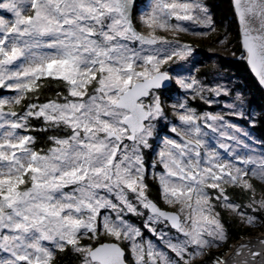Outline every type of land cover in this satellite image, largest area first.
Wrapping results in <instances>:
<instances>
[{
    "label": "snow or ice",
    "instance_id": "6c2138e0",
    "mask_svg": "<svg viewBox=\"0 0 264 264\" xmlns=\"http://www.w3.org/2000/svg\"><path fill=\"white\" fill-rule=\"evenodd\" d=\"M134 4L135 0H0V88L15 92L0 97V264H54L55 252L66 249L79 264H126L125 243L134 264H188L185 256L191 258L227 239L211 199L236 212L242 222L256 221L230 201L222 183L251 191L246 207L264 210V198L257 200L253 185L244 179L250 171L264 180V154L249 149L248 133L225 115L197 114L186 100L172 106L183 131L175 126L171 131L180 139H165L152 164L153 169L157 163L164 169L153 173L161 198L179 205V211H162L149 199L143 150L151 147L154 122L164 116L159 90L175 79L209 104L213 101L205 92L218 97L229 91L162 70L170 62L186 60L193 49L157 35V30L188 32L185 21L214 30L203 0H151L140 16L146 34L134 25ZM233 6L244 59L264 87V0H233ZM44 80L57 82L65 92L57 91L41 103ZM236 98L240 100V94ZM22 102L23 111L12 109ZM227 107L231 115L243 116L235 105ZM32 119L43 121L41 131L68 134L49 136L52 146L36 150L35 137L26 134L34 130ZM209 189L219 195L210 197ZM139 208L150 210L145 227L154 235L151 225L163 220L183 236L167 239L176 260L150 240L143 241L141 229L124 219L125 214L142 215ZM101 233L111 242H99ZM83 238L96 243H81ZM256 245L260 251L252 252ZM244 251L252 257L264 255V237L236 245L215 264H250L242 258Z\"/></svg>",
    "mask_w": 264,
    "mask_h": 264
},
{
    "label": "rangeland",
    "instance_id": "374dc122",
    "mask_svg": "<svg viewBox=\"0 0 264 264\" xmlns=\"http://www.w3.org/2000/svg\"><path fill=\"white\" fill-rule=\"evenodd\" d=\"M188 2H191V0H188ZM150 3H151V0H149V3L147 6L141 8V12L137 16V19L139 22H140L141 14L143 12L149 10ZM203 3H205L207 5V7L209 8V13L212 17L214 30L212 28H205L203 26L193 24L190 21L183 22L185 26L190 27V31H188V32L173 33L171 30H167V31L157 30V33H156L157 35L165 36L168 39H178L182 44L190 45L193 49L192 54L186 60L179 61L175 64L170 62L169 65H163L162 70L167 69L168 71H170L174 75V77H177V76L185 77V78L195 77L206 88H214L218 85L223 86L224 88L228 89L229 94L228 95H220L217 97L213 93L205 92L204 95L213 101L211 104H209V103H207V104L217 105V108H215V109L207 108V109H204L203 111L197 112L195 108H193L189 105L188 99L186 97L187 95L191 96V95H196V94L193 91H188V90L181 88L177 84L181 89L187 91V95H185V94L182 95V97L180 99H177V100H179L177 102L176 101L168 102L165 99L164 100L162 99V103L164 104L165 108L166 107L168 108V110L170 111V114L168 115L167 110L163 107L164 108V116L157 119L154 123L157 126L158 123H161L162 121L168 120L170 130L172 129L173 126H175V127H177L178 131H183V126L180 124L179 120L177 119L176 110H174L172 106L178 105L180 102H184L186 100L188 108L195 109L197 114L212 113V114L225 115L226 119L230 123L235 124L237 127L242 129L244 132L248 133V137H247V139H245V144H247L248 148L254 149L255 154H257V155L264 154L262 151L261 140L256 135H254V133L251 132L247 127L240 124V122L238 123V122L234 121L235 119H233L232 117L239 118L241 116L231 115L230 113L232 110L230 108H228L227 105H235L236 110L243 113L242 117L247 116V114L256 115V114H259L261 112H262L261 114H264V111H263L264 109L259 110L258 108H254V107L249 108L247 106V95H246V93L241 88L236 87L237 78H234V77H232V75H228V74H226L225 71L221 70L217 60L214 61L213 67L210 71V74L208 75V78H206L204 76H199L198 73L195 72V70L193 69V67L191 65L192 60H194L196 58L195 47H197L198 44H204V42H211L213 40V38H216V45H210V46L208 45V47L210 48V50L212 51L213 54H215V53H218V54L231 53V55H236V57H238L240 59H243L244 55H245V50L243 48L241 49L240 52H237L234 49L235 48V42H238V41L240 42V39L237 41L232 39L233 35L231 34L230 30H231V25H232L231 21L234 20L233 16L230 15V17L228 19L224 20L223 23L221 24V21L216 19L215 14L212 10V7L209 5L210 3L207 2V0H203ZM3 14H4V12H0V15H3ZM6 18L11 19V17L7 16V15H6ZM236 21H237V19H236ZM173 22H175V21H173ZM141 30L145 34L148 31L147 27L143 24H141ZM195 33H206V34L198 35ZM185 37L191 38L192 42L191 43L186 42L184 40ZM217 50L219 52H216ZM158 94H161V93L158 92ZM237 94H240V96H241L240 100H237V98H236ZM13 95H15V92L9 93L3 97H11ZM156 129H157V127L155 128V133H154L155 141L152 142L153 138H154V136H153L149 140L151 147L148 148L149 150H151L153 152V154L155 156V161H157L159 159L158 152L163 147L165 139H176V140L180 139V137L176 133H173V132H171V133L170 132L169 133L168 132L167 133H165V132L156 133ZM26 134H28V133H26ZM209 135L212 136L213 134L209 133ZM240 138L244 139L243 136H241ZM213 143H214V141H213ZM246 151H247V149L243 150L241 152V155H244ZM146 153H147V149L146 150L144 149L143 150V156ZM144 160H145V156H144ZM152 164H153V162H152ZM152 164H151V167L149 169L147 166H145L146 170L147 171L149 170L152 175H154L153 173H161L164 171L162 165L160 167H155V169H153ZM158 164L159 163H157L156 166H158ZM249 167H251V166H249ZM156 178L158 179V177H156ZM244 179L248 180V182L253 185V188L255 190L254 195H255V198L257 200L264 198V180H260L257 176H253L250 171H249L248 175H246L244 177ZM211 182H212L211 180L207 181V183H211ZM242 182L243 181H241L240 183H242ZM221 186L224 188L230 187V186H232V187L234 186L235 188H238L239 192L235 196L237 198L236 200H232L231 196L228 193H226L228 197L230 196L229 197L230 201L234 204L241 205L242 210L247 215H251V216L256 217V221L254 224L250 225L248 223L242 222L240 216H238L236 214V212L228 209L226 206H223L222 203L219 201L220 205L223 208H225L226 210H228V213L230 216H233V217L236 216L240 220V222L245 223L246 226L250 227V229H251L250 235H244L241 238L252 237V236L260 235V234L264 233V216L263 215L259 216L256 213L257 211L254 212L251 208L246 207L251 202L250 197L253 195V193L251 191L244 190L242 187L239 186V184L238 185H232L229 182H225V183H222ZM241 191L248 193V196L244 197V195ZM242 196L244 198H242ZM240 198L243 199L242 203L239 201ZM129 199H133V197L130 195ZM133 202H135V201L133 200ZM164 203L167 205V207L172 208V209L176 208V210L179 211V205H169L165 201H164ZM210 203L215 205L214 211L219 213V211L216 207V202L211 199ZM139 211H141L143 214L142 215H136V216L143 219L144 228H146L148 230L147 233H145L144 228H142L141 226L135 224L130 219H128L127 216L129 214H125L124 219H126L134 227H138L141 229L143 241H149L150 240L152 242V244L156 247L157 250L164 251L166 256L169 259L176 260L177 257L175 256V254L172 253L171 250L169 248H167V246H166L167 239L168 238H175L177 236H179L180 239H183V236L180 233H178L176 229L172 228L168 222H165L163 220H161L159 223H153L151 225V227L156 229V235H154L151 231H149V229L147 227H145V224H146V221L148 219V216L150 215V212L147 209H143V208H139ZM103 214L104 213H102V215ZM114 218L115 217L113 216V219ZM219 220L224 227V231H225V235H226L227 239L222 241V242H219L218 246L208 247V248L204 249L202 252H200V254L192 256L191 258H189L188 256H185V260H188V262H194L196 260H201V259L205 258L206 254H208L212 250L224 252V250H226L228 247H230L229 250H231V248L233 247V244L235 242H232V239L230 238L229 232L227 231L225 224L220 219V216H219ZM161 233L167 234L164 240H161L158 238L159 234H161ZM100 235H104V234L101 233ZM108 238H109L108 240H111L110 237H108ZM85 239H87V238L81 239V243H84ZM240 239H238V240H240ZM90 242L92 243V241H89V243ZM172 242L176 243L178 241L176 239H172ZM229 243H232L231 246ZM229 250H227V251H229ZM193 251H195L194 248H189V252H193ZM227 251H226V253H227ZM218 254L221 255L220 253H218ZM55 255H56V252H55ZM131 256H132V254H131ZM132 261L134 262L133 256H132ZM182 262L183 261H181L180 264H183ZM213 264H215V263H213Z\"/></svg>",
    "mask_w": 264,
    "mask_h": 264
},
{
    "label": "trees",
    "instance_id": "16d2710c",
    "mask_svg": "<svg viewBox=\"0 0 264 264\" xmlns=\"http://www.w3.org/2000/svg\"><path fill=\"white\" fill-rule=\"evenodd\" d=\"M209 2L210 6L212 7V10L215 14L216 19L221 21V24L224 20L228 19L231 16H233V19L231 21V34L233 35L234 40L240 39L239 34V25L236 21V15L233 10L232 0H207ZM149 3V0H136L134 10H133V17L136 26L141 30V23L138 21L137 16L141 12V8L147 6ZM142 31V30H141ZM186 42H192V39L189 37H185L184 39ZM208 45H216V38H213L211 42H204V44H198L197 47H195L196 51V58L192 60L191 65L196 73H198L199 76H204L208 78V75L210 74V71L213 67L214 61L217 60L219 67L221 70L225 71L226 74L232 75V77L237 78L236 87L241 88L247 95V106L258 108L259 110L264 109V90L259 85L256 78L253 76L252 72L250 71L248 64L245 59H240L236 57V55H231V53L226 54H213ZM237 52H240L242 49L241 41L235 42V48ZM210 51V52H209ZM216 52H219L218 50ZM224 72V73H225ZM43 87L41 89L40 93V102H44L49 98H54L57 91L64 93L65 89L62 85H58L57 82L51 81V80H44L42 81ZM191 91V90H188ZM161 99H165L168 102H174L179 101L177 99H180L182 95H187V91L181 89L175 81L172 83L171 86L159 90ZM9 93H13V91H10L8 89L0 88V97H3ZM188 103L191 107L195 108L197 112L203 111L204 109L210 108L215 109L217 108V105H209L204 100L200 99L198 95H187ZM167 106V105H166ZM12 109L17 112H21L24 110V103L22 102L20 105L13 104ZM165 108V106H164ZM167 110V114H170V111L168 108H165ZM5 110L7 111V106L5 107ZM264 111V110H263ZM262 113V112H261ZM247 114V116L244 117H232L235 119L234 121L240 122L243 126L247 127L251 132L254 133L260 140H261V146L262 151L264 153V114ZM166 119V118H165ZM32 127L33 131L29 132L28 134L35 137V149H47L51 147V143L48 140L49 136H65L68 133L66 131H41L40 129L44 126L42 120L32 119L29 122ZM156 133H171L172 131L169 128L168 120L162 121L161 123L157 124ZM155 141V136L153 138V141ZM146 150V149H145ZM145 156V166L148 167V169L151 167V164L153 161H155V156L153 152L149 149H147V153L144 154ZM161 165L158 164L156 167H160ZM145 183L148 185V197L153 198L156 200L162 207H167V205L164 203L163 199L161 198V192H160V186L158 183V179L154 177V175L151 174V172L148 170L145 175ZM26 187V185H21V188ZM226 193H228L231 196L232 200H236L235 197L237 193L239 192L238 188H235L234 186L225 187ZM210 197H215L219 195V192L217 190L209 189ZM244 195V197L248 196V193H245L241 191ZM229 196V197H230ZM242 196V198H244ZM240 198V202H243V199ZM216 202V207L219 211V216L222 222L225 224L227 231L229 232L230 238L232 239V242H236L238 239H240L244 235H250L251 229L250 227L246 226L245 223L240 222V220L236 216H230L228 213V210L223 208L220 205V202L212 199ZM172 209V208H170ZM176 210V208H175ZM178 211V210H177ZM105 210H102V213H104ZM259 216H264V210L257 211L256 212ZM128 219H130L135 224L141 226L144 228L143 219L139 218L138 216L134 214H129ZM145 233L148 232L146 228H144ZM109 238L105 235H100L99 242H103L105 240H108ZM90 240L85 239L84 243H89ZM91 243V242H90ZM92 243H96V241H92ZM230 246L232 243H229ZM123 246L126 249V258L129 261L130 264H134L132 261L131 252L128 250V245L125 243ZM230 247H228L224 252H219L216 250L210 251L208 254H206L205 258L201 260H196L194 262H188V264H213V259L216 256H223L225 255L226 251L229 250ZM220 253L221 255H219ZM184 264V262H182ZM54 264H79V260L74 256V254L70 251V249H66L64 252L56 251V255H54Z\"/></svg>",
    "mask_w": 264,
    "mask_h": 264
},
{
    "label": "water",
    "instance_id": "95a60500",
    "mask_svg": "<svg viewBox=\"0 0 264 264\" xmlns=\"http://www.w3.org/2000/svg\"><path fill=\"white\" fill-rule=\"evenodd\" d=\"M135 3H136V0H135ZM232 5H233V0H232ZM134 6H135V4H134ZM134 6H133L132 9H131V15H132V18H133V22H134V25H135L136 29H137L138 31L142 32V31L136 26L135 21H134V17H133ZM233 10H234V6H233ZM234 13H235V11H234ZM235 15H236V13H235ZM236 18H237V23H238V25H239L240 41H241V45H242V39H243V38H242V33H241V26H240V23H239V20H238L237 15H236ZM142 33H143V32H142ZM242 48H243V46H242ZM243 59H244V58H243ZM245 60H246V59H245ZM248 67H249V65H248ZM249 69H250V67H249ZM250 71H251V70H250ZM251 72H252V71H251ZM252 74H253V76L256 78V80L258 81V77H256V76L254 75L253 72H252ZM170 75H172L171 72H170ZM172 83H173V80L166 82V87H164L163 89H165V88L171 86ZM258 83H259V82H258ZM259 85H260V84H259ZM260 86H261V85H260ZM261 87H262V86H261ZM262 89L264 90V87H262ZM148 102H149V101H147V102H145V103H148ZM162 107H163V105H162ZM149 199L152 200L153 202H155V203L157 204V206H158L162 211H166V212H178V211L175 210V209H170V208L162 207V206H161L156 200H154L153 198H149ZM148 211L150 212V210H148ZM168 223H169V225H170V222H168ZM170 226H171V225H170ZM258 237H264V233H262V234H260V235H255V236H252V237H244V238H241L240 240H237V241L233 244V247L231 248V250L227 251V253L224 255V257L229 256V254L233 252V250H234V248H235L236 245H238V244H240V243H242V242H244V241H246V240H255V239L258 238ZM103 242H111V240H105V241H103ZM122 246H123V245H122ZM123 247H124V246H123ZM124 248H125V247H124ZM257 251H260V246H259V245H256L255 247L252 248V252H257ZM125 252H126V249H125ZM242 258L249 259L250 264H252L253 261H254V264H261V262L264 261V255H257V256H255V257H252V256H250V255L248 254L247 251H244V252L242 253ZM125 259H126V264H130V263L128 262V260H127L126 257H125Z\"/></svg>",
    "mask_w": 264,
    "mask_h": 264
},
{
    "label": "built area",
    "instance_id": "2783aa9c",
    "mask_svg": "<svg viewBox=\"0 0 264 264\" xmlns=\"http://www.w3.org/2000/svg\"><path fill=\"white\" fill-rule=\"evenodd\" d=\"M218 257H222V256H216V257H214L213 263H215V261L217 260Z\"/></svg>",
    "mask_w": 264,
    "mask_h": 264
},
{
    "label": "flooded vegetation",
    "instance_id": "af4514ba",
    "mask_svg": "<svg viewBox=\"0 0 264 264\" xmlns=\"http://www.w3.org/2000/svg\"><path fill=\"white\" fill-rule=\"evenodd\" d=\"M160 95V94H159ZM147 101H149V100H147Z\"/></svg>",
    "mask_w": 264,
    "mask_h": 264
}]
</instances>
